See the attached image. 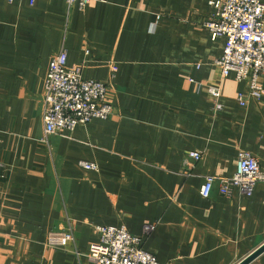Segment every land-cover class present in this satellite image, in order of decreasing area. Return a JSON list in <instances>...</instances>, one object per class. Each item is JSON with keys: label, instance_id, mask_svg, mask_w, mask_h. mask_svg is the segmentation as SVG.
<instances>
[{"label": "crops", "instance_id": "obj_1", "mask_svg": "<svg viewBox=\"0 0 264 264\" xmlns=\"http://www.w3.org/2000/svg\"><path fill=\"white\" fill-rule=\"evenodd\" d=\"M212 12L208 0H0V264H92L97 225L142 236L161 264H236L264 242V183L200 194L241 149L264 169V92L249 97L230 72L212 110L225 44L203 24ZM62 47L67 68L106 84L113 111L46 134L44 82ZM188 150L202 153L190 175ZM67 231L74 241L48 246Z\"/></svg>", "mask_w": 264, "mask_h": 264}, {"label": "built area", "instance_id": "obj_2", "mask_svg": "<svg viewBox=\"0 0 264 264\" xmlns=\"http://www.w3.org/2000/svg\"><path fill=\"white\" fill-rule=\"evenodd\" d=\"M35 0H30L34 3ZM92 0H66L68 6L83 8ZM213 8L204 26L212 39L224 36L222 54L214 64L218 68V77L207 85L212 97V110L222 109L218 101L221 95V82L230 72L234 79L247 86L249 97L259 100L263 88L259 78L264 74V1L263 0H208ZM85 54L88 53L86 50ZM67 53L62 47L49 63L44 82L43 126L46 134L72 132L78 124H85L94 118L106 119L113 111L112 104L106 99L107 86L104 82L83 76L82 67H66ZM199 65V64H198ZM201 86V85H200ZM241 106H246L247 99L241 92L236 94ZM198 150H188L182 158L186 174L201 159ZM86 168H96L93 163H81ZM215 183L218 193L230 195L237 189L250 196L257 183H264V169L251 152L238 151L235 172L228 177L208 175L201 186L200 194L208 197ZM154 225L146 224L147 234ZM97 241L91 243L86 256L92 264H161L142 247L143 237L131 234L123 226L97 225L94 227ZM74 241L71 231L52 232L47 236L48 246L64 247Z\"/></svg>", "mask_w": 264, "mask_h": 264}, {"label": "water", "instance_id": "obj_3", "mask_svg": "<svg viewBox=\"0 0 264 264\" xmlns=\"http://www.w3.org/2000/svg\"><path fill=\"white\" fill-rule=\"evenodd\" d=\"M262 252H264V242L236 264H249L252 260H254Z\"/></svg>", "mask_w": 264, "mask_h": 264}]
</instances>
